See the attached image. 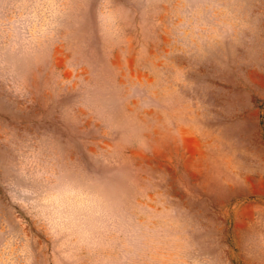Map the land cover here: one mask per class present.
Segmentation results:
<instances>
[{
  "label": "rangeland",
  "instance_id": "1",
  "mask_svg": "<svg viewBox=\"0 0 264 264\" xmlns=\"http://www.w3.org/2000/svg\"><path fill=\"white\" fill-rule=\"evenodd\" d=\"M0 264H264V0H0Z\"/></svg>",
  "mask_w": 264,
  "mask_h": 264
}]
</instances>
